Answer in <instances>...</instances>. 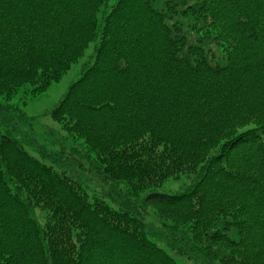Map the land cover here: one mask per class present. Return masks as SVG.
<instances>
[{
    "label": "trees",
    "instance_id": "trees-1",
    "mask_svg": "<svg viewBox=\"0 0 264 264\" xmlns=\"http://www.w3.org/2000/svg\"><path fill=\"white\" fill-rule=\"evenodd\" d=\"M92 43L0 101V264H264V0H0V99Z\"/></svg>",
    "mask_w": 264,
    "mask_h": 264
},
{
    "label": "rangeland",
    "instance_id": "rangeland-1",
    "mask_svg": "<svg viewBox=\"0 0 264 264\" xmlns=\"http://www.w3.org/2000/svg\"><path fill=\"white\" fill-rule=\"evenodd\" d=\"M94 43L90 45L84 57H82L77 63H75L72 68L66 73V75L60 80V82L54 83L47 91L32 96L30 94H22L21 92L16 95L12 100L4 101L0 99L3 103V106H18L20 107L27 115L33 116L35 127L37 132L41 138V140L45 143H49L48 131H58L59 125L47 114H45L49 109H51L59 100L61 95L66 91L68 86L75 80H77L80 76L81 69L84 63L87 60H92V54L94 51ZM29 88V87H28ZM184 179L180 181H172L171 179L168 180L163 186L159 187L157 190L160 192H173L183 190L182 182H186L187 184L190 183V179L183 177ZM92 188L100 191L102 189L101 186L96 187L95 185ZM150 189H148L144 194H141L143 198L146 193H148ZM91 192V190H90ZM92 193V192H91ZM114 205V204H113ZM138 205L142 206V200L138 202ZM143 211V219L146 223H157L158 217L155 212V209L151 206H143L141 208Z\"/></svg>",
    "mask_w": 264,
    "mask_h": 264
}]
</instances>
